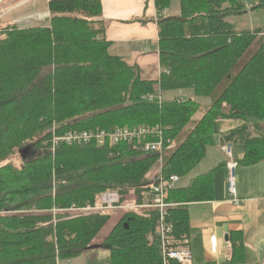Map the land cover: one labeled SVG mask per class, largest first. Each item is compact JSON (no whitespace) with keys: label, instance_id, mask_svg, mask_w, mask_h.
Returning <instances> with one entry per match:
<instances>
[{"label":"trees","instance_id":"obj_1","mask_svg":"<svg viewBox=\"0 0 264 264\" xmlns=\"http://www.w3.org/2000/svg\"><path fill=\"white\" fill-rule=\"evenodd\" d=\"M153 1L162 71L150 80L138 65L109 53L100 0L50 1L44 28L0 23V264H57L80 257L94 247L109 215L74 210L97 205L106 192L116 193L121 206L157 163L143 143L52 152L53 134L159 126L166 142L191 126L163 166V175L181 179L214 145L215 121L241 120L220 143L242 145L237 164L264 165V31H236L226 20L264 9V0L248 7L240 0ZM173 1L177 11L161 15ZM166 91H192L214 101L194 119L197 101L146 99ZM14 155L20 167L8 161ZM213 175L214 170L202 174L168 194L175 206L165 220L178 246L189 238L187 205L214 198ZM135 203L143 204L144 196ZM157 226L153 210L126 211L100 245L109 263L165 264ZM228 239L231 261L242 263L241 233Z\"/></svg>","mask_w":264,"mask_h":264},{"label":"crops","instance_id":"obj_2","mask_svg":"<svg viewBox=\"0 0 264 264\" xmlns=\"http://www.w3.org/2000/svg\"><path fill=\"white\" fill-rule=\"evenodd\" d=\"M50 1L54 0H0V23L19 29L48 27ZM100 1L103 8L105 38L112 44L109 53L138 65L143 76L150 74L152 68H158L157 12L154 1ZM177 9L178 2L173 1L171 14ZM250 12L252 11L246 14ZM254 29L264 31V27H252L248 30ZM235 30L241 31L236 28ZM155 78L157 72L152 79ZM174 98L183 100L179 96L170 100ZM242 124L241 120L215 121V125H219V128H216L217 135L213 136L214 145L207 148L203 160L198 165V167L201 165V170L196 174L194 171L185 185L177 186V188H185L194 178L214 170L213 200L187 205L191 264H264V165L261 162L251 166L237 164L234 179L237 202H234L228 191L229 175L224 145L219 141L221 135L239 128ZM233 149L235 156L241 159L244 154L242 145L233 144L232 154ZM230 233L242 235L245 252L242 263L231 261L232 250L228 239ZM104 252L108 251L106 249L89 251L92 257L89 264H110L109 253L106 255Z\"/></svg>","mask_w":264,"mask_h":264},{"label":"built area","instance_id":"obj_3","mask_svg":"<svg viewBox=\"0 0 264 264\" xmlns=\"http://www.w3.org/2000/svg\"><path fill=\"white\" fill-rule=\"evenodd\" d=\"M169 11L164 10L161 15L166 16ZM147 100L152 101L154 99H163L159 94L157 97L148 95ZM49 145L54 152L60 147H78L94 144L98 147H112L120 144H132L143 143V150L145 153H153L161 160V157L165 150V143L174 145L175 142L167 140L164 142L163 129L159 126L148 127L139 126L133 128H116L113 131L105 130H93V131H81V132H67L62 135L53 134L49 139ZM226 161V168L228 170V191L234 202L236 200L235 194V168L237 166L236 161L232 156V145L228 144L223 146ZM162 163L159 169L154 174L153 179L147 185V191L144 195V203L137 205L134 203L129 207V211L139 210H153L158 215V226L156 233L159 237L161 246V252L164 257L165 264L168 260L176 261L178 264H191L192 256L189 249V241H183L180 246L174 237L171 235V226L165 220V215L168 209H171L175 204L167 201L168 194L177 187L179 178L176 175H163ZM122 207V206H121ZM119 204V197L116 193H102L99 196L98 204L93 207L75 209L74 211H80L82 213L103 214L114 209L121 208ZM126 209V208H125ZM71 261H66V264H70ZM61 264V262H57Z\"/></svg>","mask_w":264,"mask_h":264},{"label":"rangeland","instance_id":"obj_4","mask_svg":"<svg viewBox=\"0 0 264 264\" xmlns=\"http://www.w3.org/2000/svg\"><path fill=\"white\" fill-rule=\"evenodd\" d=\"M242 3L246 4V6H253L258 4V2L260 0H240ZM172 7V6H171ZM177 8V6H175V9ZM170 13L171 10H170ZM228 22H230L236 29H240V30H245V29H249L252 27H264V9H258L255 11L250 12V14H246V15H242V16H234V17H228L226 19ZM155 51V50H154ZM152 60L155 61L154 58H152ZM161 69L159 68H152L150 70L151 73H153V75L150 73L148 75L143 76L144 79H152L156 76V72H157V77L159 76V74L161 73ZM173 93V94H171ZM156 94H158V91L156 89ZM161 97L163 99H167L170 100V98L175 97V96H179L181 99H183L184 101L188 100V99H193L194 101H197L200 105V113L196 114L194 119H199L202 116V113L204 111H206L208 108L211 107L214 99H207V98H197L193 95L192 91H183L181 93L179 92H171V91H166V92H162L160 93ZM191 128V126L188 127V130ZM216 128H219V125H215V122L213 124V134L216 136L217 132H216ZM222 128V127H220ZM187 131L181 133L177 138L174 145H170L167 148H165L164 153L161 157V160L159 158H157V163L154 164V166L151 168V170L145 175L144 179H143V183L141 186L133 189L124 199V202L121 204V208L119 209H114L111 210L109 212H105V214L109 215V220L107 222V224L105 225V227L103 228V230L101 231V233L98 235L97 239L95 240V244L94 247L90 250H87L80 258L78 259H74L73 262H71V264H89L92 261V257L91 254L89 253V251H96V250H105L103 249L100 245L102 240L108 235V233L110 232V230L112 229V227L117 223V221L124 215V213L126 211H129V207H131L138 196L145 195V186L148 185L150 183V181L153 179L154 174L157 172V170L160 167V164L162 163V168L164 166V163L168 160V158L170 157V155L172 154V152L174 151L175 147H177L178 145H180L183 140L185 139L186 135H187ZM219 136V135H218ZM234 149H233V158L234 160H241L238 159V157L235 156L234 154ZM10 163H12L15 167H20L22 165V160L19 158L18 155H14L10 160ZM197 168V169H196ZM196 169V170H195ZM201 170V165L198 167H195L194 170H192L188 175H186L184 178H182L180 180V182L177 184V186H181V185H185L189 179L193 176V172L195 171L194 174L199 173V171ZM236 176H237V172H236ZM189 184V183H188ZM187 184V185H188ZM186 185V186H187ZM126 208V209H125ZM137 211H141V210H137ZM77 212V211H75ZM78 212H81L78 211ZM104 254L108 255V252H104ZM61 264H66V262H61Z\"/></svg>","mask_w":264,"mask_h":264},{"label":"water","instance_id":"obj_5","mask_svg":"<svg viewBox=\"0 0 264 264\" xmlns=\"http://www.w3.org/2000/svg\"><path fill=\"white\" fill-rule=\"evenodd\" d=\"M172 19H175V20H177V18L176 17H172ZM226 240H227V238H225Z\"/></svg>","mask_w":264,"mask_h":264}]
</instances>
